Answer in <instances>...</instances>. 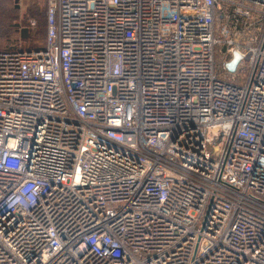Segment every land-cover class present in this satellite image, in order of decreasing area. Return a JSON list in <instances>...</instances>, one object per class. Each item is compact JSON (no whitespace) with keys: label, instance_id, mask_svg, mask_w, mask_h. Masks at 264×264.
<instances>
[{"label":"built area","instance_id":"built-area-1","mask_svg":"<svg viewBox=\"0 0 264 264\" xmlns=\"http://www.w3.org/2000/svg\"><path fill=\"white\" fill-rule=\"evenodd\" d=\"M44 1L0 49V264H264V0Z\"/></svg>","mask_w":264,"mask_h":264},{"label":"rangeland","instance_id":"rangeland-1","mask_svg":"<svg viewBox=\"0 0 264 264\" xmlns=\"http://www.w3.org/2000/svg\"><path fill=\"white\" fill-rule=\"evenodd\" d=\"M45 11L44 0H0V48L42 45Z\"/></svg>","mask_w":264,"mask_h":264},{"label":"trees","instance_id":"trees-1","mask_svg":"<svg viewBox=\"0 0 264 264\" xmlns=\"http://www.w3.org/2000/svg\"><path fill=\"white\" fill-rule=\"evenodd\" d=\"M45 14H46V11H45ZM45 14H44V20H43V22H45V27H44V30H43V35L44 36H45V31H46ZM24 34L25 35L27 34L26 30H24ZM44 36H43V40H44ZM42 45H43V43H42ZM42 45H33V46H29V47L17 46V47H7V48H0V49H32V48H40V47H42Z\"/></svg>","mask_w":264,"mask_h":264},{"label":"water","instance_id":"water-1","mask_svg":"<svg viewBox=\"0 0 264 264\" xmlns=\"http://www.w3.org/2000/svg\"><path fill=\"white\" fill-rule=\"evenodd\" d=\"M241 59V56L237 53L233 54V59L227 63V68L229 71H233L235 69V66L237 62Z\"/></svg>","mask_w":264,"mask_h":264}]
</instances>
